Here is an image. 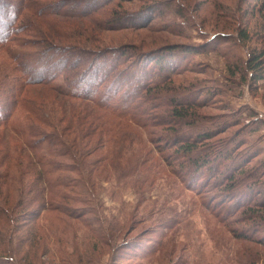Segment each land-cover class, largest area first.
<instances>
[{"label":"rangeland","instance_id":"374dc122","mask_svg":"<svg viewBox=\"0 0 264 264\" xmlns=\"http://www.w3.org/2000/svg\"><path fill=\"white\" fill-rule=\"evenodd\" d=\"M160 1L147 17L146 0L108 4L141 11L143 26L97 44L153 53L144 76L155 86L152 127L33 86L25 96L47 124L19 106L0 128V256L13 259L0 264H264V71L253 80L246 66L264 53V0ZM161 57L168 70L159 72ZM168 100L191 114L178 124L162 115ZM27 126L62 135L68 154L41 145L51 166L31 165ZM202 133L210 139L199 136L190 159L178 153L176 141ZM199 155L211 161L196 169Z\"/></svg>","mask_w":264,"mask_h":264},{"label":"trees","instance_id":"16d2710c","mask_svg":"<svg viewBox=\"0 0 264 264\" xmlns=\"http://www.w3.org/2000/svg\"><path fill=\"white\" fill-rule=\"evenodd\" d=\"M81 1L86 0H0V128L6 125L19 106L37 121L38 111L30 104L33 99L25 96L27 89L33 86L47 89L61 98L89 101L102 113L117 120L130 117L140 129L153 126L157 107L150 102L151 91L155 86L152 88L153 85H149L151 81L144 82V76H147L150 69L147 59L153 53L142 51L133 44L112 47H98L97 44L104 32L143 26L137 20H142L143 14L146 17L150 15L152 4L158 0H146L151 4L144 6L143 14L139 13L141 11L104 9L108 4L125 0H90V3ZM160 2L162 3L159 5L166 6L165 1ZM107 12L109 15H106ZM145 24L148 25L149 22ZM170 51L171 49H160L157 52ZM165 58L158 59V63L153 62L159 72L168 70ZM262 65L264 66V53L251 55L246 61L253 80L256 76H262L258 73L260 70L264 71L261 69ZM167 87L163 85L158 89L160 93L157 99L165 95L162 92L166 93ZM161 106L165 107L162 115H172V119H178L177 124L181 118L191 114L189 103H172L168 100V103H162ZM37 122L47 124L46 120L38 119ZM6 130L12 131L9 127ZM40 130L37 126L25 127L22 131L26 132L23 145L33 151L30 164L40 168L46 166V169L51 163L36 154L39 146L47 145L51 150L50 157L60 148H64L66 152L63 151L58 156L67 155L69 147L61 139L62 135L60 137L56 132L41 133ZM10 133H5L7 140L11 139ZM0 134L1 138L4 133ZM197 136L193 143L187 140L176 141L174 145H177L178 153L188 154L185 157L190 159L191 153L198 150L196 142L199 136L204 140L210 139L207 133ZM17 152L24 154L22 148ZM178 158L180 157L175 160H180ZM195 159H191V166L196 169L211 161L205 155H199ZM5 212L6 209H0V214ZM1 237H4L3 230H0V239ZM76 257L80 261V257ZM0 260L13 262L9 256H0Z\"/></svg>","mask_w":264,"mask_h":264}]
</instances>
